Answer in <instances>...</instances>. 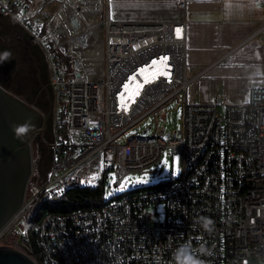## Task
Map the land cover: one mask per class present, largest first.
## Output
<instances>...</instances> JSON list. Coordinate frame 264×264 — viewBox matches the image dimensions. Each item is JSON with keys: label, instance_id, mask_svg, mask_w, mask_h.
<instances>
[{"label": "built area", "instance_id": "1", "mask_svg": "<svg viewBox=\"0 0 264 264\" xmlns=\"http://www.w3.org/2000/svg\"><path fill=\"white\" fill-rule=\"evenodd\" d=\"M49 1L0 0V13L15 19L45 51L54 119L50 180L43 188L29 187L32 197L0 229V245L15 246L3 238L18 222L26 224L38 202L62 197L73 186H105L111 170L120 178L156 168L168 150L180 159L175 180L112 195L101 207L47 211L33 226V245L25 225L19 249L36 264H178V249L188 245L203 264H264V72L245 103L222 97L193 103L187 97L192 78L185 19L116 21L103 0L95 38L65 44L55 20L64 0L44 21L40 13ZM257 34L264 35V23ZM162 55L170 57L171 82L156 76L167 68L151 64ZM181 94L180 132L124 136ZM93 174L100 179L89 186Z\"/></svg>", "mask_w": 264, "mask_h": 264}, {"label": "crops", "instance_id": "2", "mask_svg": "<svg viewBox=\"0 0 264 264\" xmlns=\"http://www.w3.org/2000/svg\"><path fill=\"white\" fill-rule=\"evenodd\" d=\"M105 1L116 21L186 20L187 73L192 78L187 97L193 103H212L218 97L245 103L252 87L262 83L264 35L257 34L264 23L261 0Z\"/></svg>", "mask_w": 264, "mask_h": 264}, {"label": "rangeland", "instance_id": "3", "mask_svg": "<svg viewBox=\"0 0 264 264\" xmlns=\"http://www.w3.org/2000/svg\"><path fill=\"white\" fill-rule=\"evenodd\" d=\"M66 1L68 0L63 1L62 7L66 4ZM61 2V0L46 2L40 13L41 19H47L48 21L58 9ZM60 10L58 12H60ZM55 20L62 25L61 31L59 32L64 30L68 33L63 20L58 14L56 15ZM65 36L68 38L69 33ZM0 84L11 93L22 98L34 109L40 110L44 113H50L49 130L45 135V139L49 144L41 146L39 158L37 159V162L32 165V176L28 184L29 186L37 185L40 188H43L50 180L51 143L54 128L51 71L43 47L40 44L34 43L31 40L28 31L20 26L15 19L11 18V16L9 17V15H0ZM181 99L182 94L163 106L158 117L154 114L147 116L137 127L130 128L124 136L143 135L144 129L148 127H150L149 130L144 133L146 136L160 134L161 131L166 135L168 132L180 130L182 127L183 114V104L181 103ZM30 150L32 151L31 145ZM165 154H167V159L169 160L170 165L173 164L175 157L178 156L172 155L168 150H165L161 156V161L157 164L156 168L155 166H152L144 171L131 172L124 176H137L147 173L149 178L148 183L133 184L127 187L125 191L115 194H126L138 187L149 186L151 184L159 185L172 178L175 180L181 170L180 159L178 162L179 173L173 175L171 168H166L163 164ZM106 162H109V160ZM154 169H157V173L152 172ZM111 173H115L114 170H111L110 174ZM28 185L25 190V198L29 200L32 196L28 189ZM113 187L114 186L109 184L108 178L105 183V200L111 197L106 198V193L112 190ZM50 192H53V187L50 189ZM34 210L35 206H32L30 212ZM25 225L24 221L18 222L3 238L4 243H14L18 248H23L22 231ZM260 264H263V261H261Z\"/></svg>", "mask_w": 264, "mask_h": 264}, {"label": "water", "instance_id": "4", "mask_svg": "<svg viewBox=\"0 0 264 264\" xmlns=\"http://www.w3.org/2000/svg\"><path fill=\"white\" fill-rule=\"evenodd\" d=\"M15 100L0 85V229L23 204L26 184L31 174V135L27 143L21 147L12 139L15 122L12 105L16 102ZM149 128L144 129L143 133H146ZM173 134H176L175 131ZM170 135L171 132L166 133V136ZM119 183L118 178L117 185ZM0 264H36V262L21 249L2 244L0 245Z\"/></svg>", "mask_w": 264, "mask_h": 264}, {"label": "flooded vegetation", "instance_id": "5", "mask_svg": "<svg viewBox=\"0 0 264 264\" xmlns=\"http://www.w3.org/2000/svg\"><path fill=\"white\" fill-rule=\"evenodd\" d=\"M0 85L8 94L16 99V102L12 105V115L15 116V122L13 124L12 132L13 141L16 142V145L21 147L27 143V139L31 135V174L27 181V186L32 176V165L35 164L37 162V159L39 158L41 146H46L49 144L45 139V135L49 130L50 113H44L40 110L34 109L22 98L11 93L2 84ZM21 127L25 128V131L23 133L18 131V129Z\"/></svg>", "mask_w": 264, "mask_h": 264}, {"label": "trees", "instance_id": "6", "mask_svg": "<svg viewBox=\"0 0 264 264\" xmlns=\"http://www.w3.org/2000/svg\"><path fill=\"white\" fill-rule=\"evenodd\" d=\"M29 187L30 186L28 185V189ZM105 192L106 189L103 185L94 189L89 187L73 186L67 190L62 197H58L53 201L38 202L34 205L35 210L29 212L26 216L28 238L31 241V244L33 245V226L42 214L49 210L53 212L68 213L81 208L95 206L101 207L106 203ZM114 195L116 196L119 194Z\"/></svg>", "mask_w": 264, "mask_h": 264}, {"label": "bare ground", "instance_id": "7", "mask_svg": "<svg viewBox=\"0 0 264 264\" xmlns=\"http://www.w3.org/2000/svg\"><path fill=\"white\" fill-rule=\"evenodd\" d=\"M103 0H68L57 14L63 20L64 25L69 33L67 38L61 32V40L67 44L70 40L91 41L95 38L94 25L101 15ZM56 19V17H55ZM83 34V35H82ZM90 34V35H88ZM88 35V36H86ZM69 40V41H68ZM161 111V110H160ZM50 211V210H49ZM17 217H15L16 219ZM14 220H12L13 222ZM11 222V223H12Z\"/></svg>", "mask_w": 264, "mask_h": 264}, {"label": "snow or ice", "instance_id": "8", "mask_svg": "<svg viewBox=\"0 0 264 264\" xmlns=\"http://www.w3.org/2000/svg\"><path fill=\"white\" fill-rule=\"evenodd\" d=\"M176 35L177 37L180 36L181 34V31L182 29L177 27L176 28ZM170 57L167 56V55H162L159 57V60H156V59H153L151 61V64L152 65H156V64H162L164 68H167L168 70L167 71H164L163 69L159 70L157 73H156V76L157 78L163 76L165 78H168L169 79V82H171L170 78H171V66L168 64V61H169ZM140 72H143L144 69L141 68L139 70ZM137 75H139V73H135L131 76L128 77V80L129 81H133V80H136L137 78ZM149 83V81L145 80V84ZM124 89H127L128 88V83H125L123 85ZM139 87L141 89L144 88V84H140ZM120 95L123 97L124 93L121 92ZM137 95H139V92H137ZM134 102V101H133ZM125 111L128 110V105H125L122 103L121 105ZM19 131L21 133H23L25 131V129L21 128L19 129ZM109 161L111 160V157L108 158ZM178 162H179V157H175V160L173 162L172 165H170L169 163V160L167 159V154H165V158L163 159V164L165 165L166 168H171L172 170V173L173 175H176L179 173V166H178ZM105 168V161L103 159H101L100 163H99V170L100 172H102ZM100 179V176L98 174H93V175H90L89 177H87V180H86V183L89 185V186H95L96 185V182ZM117 174L116 173H111L109 175V184L112 185V186H115L112 188V190L108 191L106 193V198L114 195L115 193H119V192H123L126 190L127 187H129L130 185H133V184H144V183H148L149 182V178H148V175L147 173L143 174V175H137V176H127V177H120V183L117 185ZM81 183H85V181H81ZM60 191H63L62 189H60Z\"/></svg>", "mask_w": 264, "mask_h": 264}, {"label": "clouds", "instance_id": "9", "mask_svg": "<svg viewBox=\"0 0 264 264\" xmlns=\"http://www.w3.org/2000/svg\"><path fill=\"white\" fill-rule=\"evenodd\" d=\"M21 128L25 129L24 127H21ZM211 223L212 222L210 220L206 221L205 227L208 228L211 225ZM177 261H178V264H203V261L197 259L196 256L193 255L188 245H184L180 249H178Z\"/></svg>", "mask_w": 264, "mask_h": 264}]
</instances>
